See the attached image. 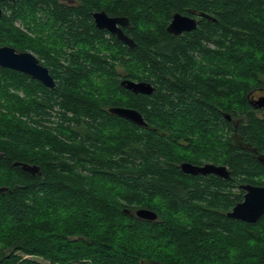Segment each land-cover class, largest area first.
Segmentation results:
<instances>
[{"label":"trees","instance_id":"16d2710c","mask_svg":"<svg viewBox=\"0 0 264 264\" xmlns=\"http://www.w3.org/2000/svg\"><path fill=\"white\" fill-rule=\"evenodd\" d=\"M0 6V47L38 56L56 83L0 68V264H264V217H227L240 186H264V114L248 101L264 91V0ZM102 11L129 19L134 48L96 28ZM177 13L211 18L177 37L167 32ZM112 107L138 110L148 127ZM225 115L242 119L237 130ZM183 162L226 166L231 177L185 174ZM140 208L158 219H139Z\"/></svg>","mask_w":264,"mask_h":264},{"label":"water","instance_id":"95a60500","mask_svg":"<svg viewBox=\"0 0 264 264\" xmlns=\"http://www.w3.org/2000/svg\"><path fill=\"white\" fill-rule=\"evenodd\" d=\"M12 2L14 0H0L1 2ZM3 15V9L0 6V17ZM202 18L210 19L211 17L205 14ZM94 23L97 29L105 30L115 36L123 44L134 48V40L125 34L124 29L129 26V19L126 17H110L106 12H96L93 15ZM197 18L175 14L172 21L167 27V32L173 36H181L185 33H190L197 30L199 26ZM0 68L10 69L16 72L23 73L31 78L39 81L49 89H55L56 83L50 74L48 68L42 65L40 60L31 52H18L11 47H0ZM121 86L131 91L136 95H152L155 87L148 82H135L131 80H122ZM256 108L264 107V98L256 102ZM109 113L127 119L130 122L140 127H148L144 116L135 109L125 107H112ZM230 118L229 115H227ZM15 167H20L24 172L33 176L41 174L40 167L29 165L26 163L16 162ZM181 170L185 174L193 176H209L214 175L222 179L229 180L231 172L226 166L214 165L207 163L204 165H195L189 162H184L180 165ZM244 191L243 201L236 204L231 211L227 213V217L232 220L256 224L264 217V186H255L245 184L240 186ZM135 216L146 221H156L158 214L152 210L140 208L135 211Z\"/></svg>","mask_w":264,"mask_h":264},{"label":"flooded vegetation","instance_id":"af4514ba","mask_svg":"<svg viewBox=\"0 0 264 264\" xmlns=\"http://www.w3.org/2000/svg\"><path fill=\"white\" fill-rule=\"evenodd\" d=\"M197 18V17H196ZM202 19V17H199L197 18L198 21H200L199 19ZM183 36V35H181ZM261 98H264V91H254V92H251L249 95H248V101H249V106L258 114V115H263L264 114V107L262 108H256L255 105L257 101H259ZM225 118L227 120V122L229 123H232V125L234 126V129L237 130L239 124H240V121L242 119H239V120H233L231 117L228 118L227 115H225ZM184 163V162H183ZM206 164V163H205ZM204 165V164H202ZM201 166V165H200Z\"/></svg>","mask_w":264,"mask_h":264},{"label":"rangeland","instance_id":"374dc122","mask_svg":"<svg viewBox=\"0 0 264 264\" xmlns=\"http://www.w3.org/2000/svg\"><path fill=\"white\" fill-rule=\"evenodd\" d=\"M37 20H38V22H40V17L38 18L37 17ZM37 22V23H38ZM17 24V27H19L20 29H22V30H26V29H24L23 28V26H22V23H20L19 21L16 23ZM35 28V27H34ZM38 29H36L35 31H37ZM43 31H38V35H43L46 39H48L47 40V44H49V46L50 47H52V48H57L58 46H60L59 44H60V42H59V40L54 36V35H52V34H50V33H48L47 31H45V33L43 34L42 33ZM36 35V34H35ZM48 46V47H49ZM38 57V56H37ZM103 85V84H102ZM101 85V86H102ZM205 164V163H204ZM207 164V163H206ZM24 258H28V259H30V257L29 256H24ZM41 262H43L42 260H41ZM43 263H46V264H48V262H43Z\"/></svg>","mask_w":264,"mask_h":264}]
</instances>
